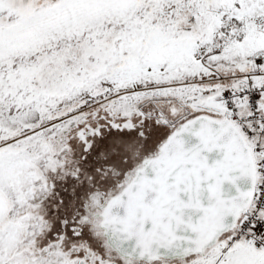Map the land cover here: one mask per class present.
Listing matches in <instances>:
<instances>
[{
	"label": "snow or ice",
	"instance_id": "1",
	"mask_svg": "<svg viewBox=\"0 0 264 264\" xmlns=\"http://www.w3.org/2000/svg\"><path fill=\"white\" fill-rule=\"evenodd\" d=\"M0 264H264V0H0Z\"/></svg>",
	"mask_w": 264,
	"mask_h": 264
}]
</instances>
